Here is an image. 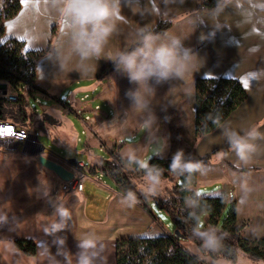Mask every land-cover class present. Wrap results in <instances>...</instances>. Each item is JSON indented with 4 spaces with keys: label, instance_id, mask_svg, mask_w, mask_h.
Here are the masks:
<instances>
[{
    "label": "crops",
    "instance_id": "obj_1",
    "mask_svg": "<svg viewBox=\"0 0 264 264\" xmlns=\"http://www.w3.org/2000/svg\"><path fill=\"white\" fill-rule=\"evenodd\" d=\"M18 1L17 13L4 20L1 41L15 39L26 51H43L57 25L50 50L35 64L34 90L43 103L32 115L36 122L46 117L39 131L58 146L79 148L70 157L39 142L45 156L74 173L81 189L60 190L59 177L21 147L0 150V264H115L117 239L171 232L169 215L150 194L170 185L175 167L144 173L152 157L184 162L210 155L197 168L186 207L195 213L194 197H223L225 207L234 201V226H244L242 237L264 238V0H225L196 11L203 0H115L114 30L100 55L89 57L76 51L73 23L61 14L58 0ZM161 17L172 24L158 35V43L172 46L178 41L177 54L191 56L193 70L163 81L152 78L144 86L130 82L118 67L99 77L114 61L111 57L139 43L141 29L152 30ZM197 77L235 78L247 93L217 127L198 139ZM69 114L79 121L81 146ZM237 142L251 147L238 151ZM114 151L143 204L100 173L87 172L88 163L109 158ZM73 159L82 160L84 169L69 164ZM199 219L214 228L209 212H199ZM15 240L34 241L35 254H25ZM183 244L202 264H264L247 262L251 260L243 253L235 263L213 259Z\"/></svg>",
    "mask_w": 264,
    "mask_h": 264
},
{
    "label": "trees",
    "instance_id": "obj_2",
    "mask_svg": "<svg viewBox=\"0 0 264 264\" xmlns=\"http://www.w3.org/2000/svg\"><path fill=\"white\" fill-rule=\"evenodd\" d=\"M224 2L225 0H203L193 10L213 8ZM19 8L18 0H5L0 9V80L5 81L13 90H18L23 84L35 87V64L50 50L57 34L56 25L52 29L49 44L43 51H26L23 42L15 39L1 41L4 20L13 17ZM171 24L172 20L161 17L156 27L148 31L161 35ZM139 46L140 42L125 51H132ZM116 67L117 65L113 61L101 71L99 77H104ZM194 86L196 139L217 127L247 97L245 89L235 78L197 77ZM45 118L36 122L33 115L29 113L26 104H10L0 100L1 120L40 130L43 128ZM208 161H210V155L184 162L178 159L155 157L147 161L144 173L160 169L169 170L172 166H176L173 175L169 177L170 185L159 193L150 194V197L157 207L167 212L174 223L173 227L179 231L181 237L169 232L154 237L119 238L115 244V264H202L201 258L182 244L183 240L193 243L202 255L213 259L221 257L235 263L239 254L243 253L251 261H264V238L246 239L241 235V229L244 226L238 228L234 226V201L231 202L230 212L225 217L220 229L215 227V223L216 218L226 205L225 198L194 197L196 208L194 214L186 207V199L192 197L190 187L195 182L197 168ZM236 170L245 172L252 168ZM87 172L89 174L100 173L123 194L133 197L143 204V197L126 175L117 151H114L109 158H101L94 163H88ZM199 212L210 213V223L214 225V228L197 227ZM209 238L214 239L213 245L207 243ZM14 244L27 255L35 254V243L32 240H15Z\"/></svg>",
    "mask_w": 264,
    "mask_h": 264
},
{
    "label": "clouds",
    "instance_id": "obj_3",
    "mask_svg": "<svg viewBox=\"0 0 264 264\" xmlns=\"http://www.w3.org/2000/svg\"><path fill=\"white\" fill-rule=\"evenodd\" d=\"M60 12L73 23V41L82 57L99 56L104 43L114 30L111 22L116 15L115 0H58ZM160 37L141 29L140 46L132 51L118 52L111 57L130 82L144 86L152 78L163 81L172 76L183 77L195 68L194 60L185 53L179 56L173 45L160 44ZM139 102V93L136 94ZM250 145L236 143L238 151H248ZM207 243L213 245V238Z\"/></svg>",
    "mask_w": 264,
    "mask_h": 264
},
{
    "label": "built area",
    "instance_id": "obj_4",
    "mask_svg": "<svg viewBox=\"0 0 264 264\" xmlns=\"http://www.w3.org/2000/svg\"><path fill=\"white\" fill-rule=\"evenodd\" d=\"M0 82L5 81L0 80ZM8 88L4 93L0 90V100L6 101L10 104H26L29 113L37 114L38 108L30 106V99H33L36 103H40L41 94L35 92L32 85L23 84L18 90ZM62 100L65 101L67 98L63 97ZM64 109H66L65 106ZM9 127L12 130L11 135L5 132L2 136H0V145H2V148H4L5 151L21 147L27 154L36 156L39 153L41 145L38 141V135L35 129L26 126H19L11 121L0 119V128L7 129ZM75 164L81 170L85 167L82 160H77ZM59 189L64 192L72 189H81V183L77 178L73 177L68 181H61Z\"/></svg>",
    "mask_w": 264,
    "mask_h": 264
},
{
    "label": "rangeland",
    "instance_id": "obj_5",
    "mask_svg": "<svg viewBox=\"0 0 264 264\" xmlns=\"http://www.w3.org/2000/svg\"><path fill=\"white\" fill-rule=\"evenodd\" d=\"M43 102H40V103H36L33 101V99H30V106L33 107V108H40L41 105H42ZM69 111V110H67ZM72 121H73V125H74V130H76L78 132V135H79V139H82L78 144L79 146L82 145L83 143V136L82 134H80V126H79V121L77 120V118L75 116H73L72 114H69L68 116ZM37 135H38V141L41 142V144H43V146L47 149V145H51L52 146V149L55 150V151H61L64 153V155H66L67 153H70V157H73V155H76L77 153V150L75 149H65V148H61V146H58L55 142H53L51 140V137H49V135H46V134H43L41 131L37 130ZM53 135V133H52ZM78 135H74L73 136V142H76V139L78 137ZM0 150L4 151V148H2V145H0ZM45 152V150H44ZM173 167H175L176 169V166L174 165ZM173 175V174H172ZM230 209H231V203H228V205L221 211V213L218 215V217L216 218L217 219V222L215 224V227L217 229H220L222 227V224H223V221L225 219V217L228 215V213L230 212ZM174 223H171V226H170V230L171 232L174 230V227L172 226ZM196 225L198 228H202L204 227L205 225V222L204 220H197L196 222ZM183 242L185 244H187L189 247L192 248V246H195L193 243L187 241V240H183L182 241V244ZM184 245V244H183ZM185 246V245H184ZM187 247V246H185ZM188 248V247H187ZM196 248V246H195ZM189 249V248H188ZM197 249V248H196ZM198 250V249H197ZM200 252V251H199ZM201 253V252H200ZM241 256H242V253H241ZM247 262H252V261H247ZM248 264V263H247Z\"/></svg>",
    "mask_w": 264,
    "mask_h": 264
},
{
    "label": "water",
    "instance_id": "obj_6",
    "mask_svg": "<svg viewBox=\"0 0 264 264\" xmlns=\"http://www.w3.org/2000/svg\"><path fill=\"white\" fill-rule=\"evenodd\" d=\"M7 88H8L7 83L0 82V90L2 93L6 92ZM43 150H44L43 146H41L39 153L36 155L38 161L42 166L53 171L61 181H68L74 177V173L71 170L67 169L66 166H64L62 163L45 156L43 154ZM76 161H77L76 159H73L69 161V164H71L72 166H76L75 164ZM172 233L178 237H181V234L176 228H174Z\"/></svg>",
    "mask_w": 264,
    "mask_h": 264
},
{
    "label": "snow or ice",
    "instance_id": "obj_7",
    "mask_svg": "<svg viewBox=\"0 0 264 264\" xmlns=\"http://www.w3.org/2000/svg\"><path fill=\"white\" fill-rule=\"evenodd\" d=\"M11 128H7V129H3V128H0V136H2L5 132H7L9 135H11Z\"/></svg>",
    "mask_w": 264,
    "mask_h": 264
}]
</instances>
